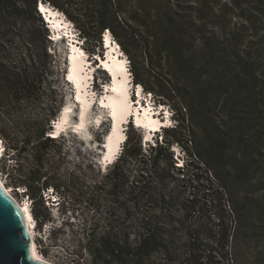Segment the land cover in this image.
Here are the masks:
<instances>
[{
	"label": "trees",
	"instance_id": "1",
	"mask_svg": "<svg viewBox=\"0 0 264 264\" xmlns=\"http://www.w3.org/2000/svg\"><path fill=\"white\" fill-rule=\"evenodd\" d=\"M229 1L236 9L248 0ZM39 2L65 13L84 35L96 34L101 39L109 30L116 38L130 35L145 44L151 71L160 66L153 63L151 51L157 60L160 58L158 64L166 60L170 65L169 78L176 79L180 69H184L185 84L167 80L169 85L173 84L170 85L171 93L184 103L183 109L194 116V111L202 108L197 105H205V146L196 142L191 147L195 150L193 153L188 147L191 159L186 163L185 171L175 166L172 148L175 143L181 144L185 137L187 145L193 144L191 134L195 132L191 127L180 126L179 130L176 126L171 131L166 129L174 133V139H168L162 145L150 144V153L144 152L141 141L130 143L109 179L113 190L126 187L129 202L134 205L145 203L150 207L157 198L165 196L163 192L170 186L171 174L178 170L194 195L206 182L212 197L211 208L218 200L223 201L217 214L208 215L212 221L216 214L219 223H205V203L197 204V196H194L188 213V220L193 223L186 239L167 240L158 228L159 223L153 224L149 217H143L141 222L147 223L146 231L136 241L129 237H104L97 243L89 240L86 248L92 260L101 264H176L177 257L186 260L187 264H200L203 260L205 264H241L243 260L245 264H257L254 253L264 243V195L256 203L250 201L248 188H257L258 192L264 193V79L258 76L255 64L242 60L245 52L239 51L241 60L238 64L243 71L239 73L229 57L221 55L217 46L211 47L206 50L212 53L205 56L208 59L205 68L210 71L204 86L195 65L185 61L183 42L186 34L175 31L170 20L167 28H162L159 23L150 25L155 18L154 0H0V107L4 110L11 105H36L53 92L48 86L52 57L48 52L47 35L42 34L44 24H39L43 23ZM257 4L264 16V0H258ZM231 36L232 46L240 50L244 45L241 32ZM20 49H24L26 55L14 57L12 52ZM171 60L174 61L172 65ZM133 65L137 84L144 83L135 61ZM4 110L0 111V124L4 126L0 127L1 136L6 135L12 118L11 113ZM46 111L44 117L33 115L29 128L10 139V144L15 145L6 148L4 157L8 152V159L13 160L16 154L21 157L22 152L34 147L37 164H43L39 154L43 152L44 156L46 149L59 140L49 135L54 117L48 107ZM182 134L185 136L179 137ZM230 143L236 151L228 156ZM10 149L16 153L10 155ZM164 161H169L168 168L163 166ZM34 180L32 176L28 178V182H36ZM45 181L41 185V199L50 203L51 199H46L45 193L51 189ZM41 182L42 179L37 181L39 185ZM27 188L31 190L32 186L27 185ZM216 195L218 199L214 198ZM226 199L227 204H224ZM226 215L235 217L234 226L227 222ZM158 253L165 258L153 260Z\"/></svg>",
	"mask_w": 264,
	"mask_h": 264
},
{
	"label": "rangeland",
	"instance_id": "2",
	"mask_svg": "<svg viewBox=\"0 0 264 264\" xmlns=\"http://www.w3.org/2000/svg\"><path fill=\"white\" fill-rule=\"evenodd\" d=\"M257 2L258 0H248L242 4L241 8L235 9L229 0H154L155 18L150 25L159 23L162 28H167L168 20H170V26L172 25L175 31L186 34L183 42L185 61L195 65L197 73L202 75L204 86L210 71L205 68L208 60L205 56L212 53L211 50L208 52L206 50L211 47L214 49L215 46H217V51L222 52L221 55L230 58L239 73H243L241 65L238 64L242 59L254 63L258 76L264 79V16L260 14ZM60 12L69 21L75 37L77 40L80 39V48L90 61V65L85 66V72L92 71L94 75L88 89L91 95L95 96V102L87 112V123L78 127L81 104L78 102L74 84L68 81L71 40L53 35L51 31L57 33V30L51 28L50 31L43 17L41 18L43 23L39 24H44L42 34L47 35L49 40L48 52L52 57L53 69L48 86L53 92L49 97L46 95L36 105L32 103L11 105L5 110L0 107V111H9L12 115L11 125L6 128V135H0L2 150L15 145L10 144V139H13L16 133H23L29 128L30 123L33 122V115L44 117L48 107L54 117L50 126L51 132H54L53 125L58 122L64 109L71 107L65 132L57 142L46 149L44 156L43 152L39 154L43 164H37L34 147H30L31 149L29 148L27 152H22L21 157L16 154L13 160L8 159V152L6 157L0 159V177L4 184L21 204H28L30 207L35 223L34 228H36L35 242L38 253L53 264H101L92 260L86 248L87 242L91 240L97 243L104 237L110 239L129 237L131 241H136L146 231L147 223L141 222L143 217H149L154 222L153 224L159 223L158 228L167 240L186 239V233L193 223L188 220V215H190L188 213L193 206L191 203L194 196H197V204L202 206L205 203V223H219L215 215L222 208L223 201L218 200L213 204L215 207L211 208L209 202L212 197L206 182L201 184L194 195L193 189L188 187L190 184L185 183L186 179L179 175L178 170L172 172L173 178L169 180L170 186L163 192L165 196L157 198V202L150 207L145 203L134 205L129 202L126 187L119 186L115 190L112 189L109 175L119 159L125 156L130 143L133 145L141 141L144 152L150 153V144L156 146L160 143L162 145L168 139H174L172 138L174 133L167 132L166 129L170 128L169 131H171L176 126L179 130L180 126L191 127V130L195 132L191 134L194 139L193 144L189 142L187 145L185 137L181 144L175 143L172 148L176 161L175 166L185 171L186 163L191 159L188 147L193 153L195 150L191 147H194L196 142L202 147L205 146V105L202 106L201 103L197 105V103L196 105L202 108L195 110L192 116L189 110L183 109L184 103L171 93L173 84L171 83L170 86L167 83L169 79L171 82L178 81L185 84V75L182 72L184 69H180L181 73L178 69L179 74L176 79L169 78L167 74L171 69L170 65L162 56L161 59L163 58L164 61H159L158 64L157 61L160 58L157 60L154 51H151L153 63L160 65L159 68L151 71L145 54V44L139 43L130 35L116 38L111 32L113 46L118 48L121 59L125 60L127 69L130 70L128 72L130 82L135 84L134 87L137 89L141 85L144 91L143 97H140L141 102L134 99L139 96L137 92V94H132L133 103H131L139 105L140 110L141 105L143 110L150 105L149 108L152 110L150 114L153 117L156 114L159 119L165 118L161 120L162 125H168V127L163 128L161 136L155 137L151 134L152 138L147 140L146 136L150 134L148 131L137 129L132 123L129 125L127 123L125 126L123 124L126 141L121 143L115 160L106 164L104 162L105 149L113 131V119L110 118L112 116L110 111L102 107L101 102L110 93L109 89L112 84L111 75L99 67L103 61H106L107 50L103 43L105 34L101 36V39L96 34L84 35L74 21L62 11ZM236 32H241L244 38V45L240 50L232 46L229 41L232 33ZM53 39L56 41L53 42ZM239 51L245 52L240 60ZM12 53L14 57L26 55L24 49L14 50ZM133 61L137 63L144 83L137 84ZM173 62L171 60L170 64L172 65ZM153 107L157 110L154 111ZM160 110L164 111L160 112ZM163 112L165 115L162 114ZM168 114L170 122L167 121ZM0 127L4 126L0 124ZM77 127L79 135L76 134ZM184 136L185 134H182L179 137ZM187 136L190 137L189 133ZM227 147L229 148L228 156L234 155L236 151L234 144L230 143ZM8 151L10 155L16 153L13 149ZM166 164H169V161L163 163V166L168 168ZM132 169H134L133 165ZM30 176L36 182H28ZM39 179H42L40 185L37 183ZM44 181L49 185L50 191H55L50 203H45L41 199L43 193L41 185ZM27 185H31L32 189L28 190ZM248 193L250 201H255V203L264 195L258 192L257 188H248ZM214 198L218 199L219 196L216 195ZM224 204H227V199ZM213 213L216 214L211 221L208 215ZM226 217L227 222L234 226L235 217L229 215ZM263 245L264 243L254 253L257 264H264ZM163 258L165 257L158 253L153 260L160 261ZM175 259L176 264H187L183 258L176 257ZM200 264H205V260ZM241 264H245V260Z\"/></svg>",
	"mask_w": 264,
	"mask_h": 264
},
{
	"label": "bare ground",
	"instance_id": "3",
	"mask_svg": "<svg viewBox=\"0 0 264 264\" xmlns=\"http://www.w3.org/2000/svg\"><path fill=\"white\" fill-rule=\"evenodd\" d=\"M39 11L44 14L47 21L50 23L51 28L54 30H57V33L54 32L57 36H62L63 33L69 38V41L71 40V46L70 49V70L68 75V81H70L72 84H74V87L77 90V99L78 102L81 104L80 109V121L78 124V127H82L87 123V112L88 110L93 106L95 100L94 95L90 93L89 91V85L90 80L94 77L92 71L85 72V66L90 65V61L88 60L86 54L83 52L81 48H78V41L77 38L74 35V31L72 30V27L70 26L69 21L66 19V17L57 9H54V7L50 5H46L44 3H40L39 5ZM59 33V34H58ZM61 37V39H62ZM112 36L111 32H107L104 36V44L106 46V61H103V65L107 68L109 73L112 76V84L109 89V94L101 101L102 107H106L110 114L112 115L113 119V131L110 137L108 138L107 146L105 149V157L104 162L106 164L112 163L116 155L118 154L120 150V146L122 142H125L126 140V134L123 131V124L128 123L129 118L132 114L136 116V122L138 126L145 127L146 131H148L150 134H147L146 138L147 140H150L152 138L153 131L159 130L161 127V122L158 119H155L153 115L150 114V111L152 112L150 105L146 107L144 110L138 107H134L131 101V84H130V74L128 73L127 64L125 60L121 59L120 51L118 48L113 46L112 42ZM74 41H77L75 45ZM91 67V66H90ZM90 67H88V70H90ZM142 86L138 87V94L139 98L138 101L141 102V96H142ZM90 93V95H89ZM100 101V100H99ZM100 102V103H101ZM132 102V103H131ZM143 108V106H140ZM71 110V107H66L62 113V116L59 118L58 122L55 123V131L53 133V136H59L62 135L63 132H65L67 125H68V119H69V112ZM142 111V112H141ZM100 120V119H99ZM167 121L170 122V116L168 114ZM126 122V123H125ZM76 128V134H78L77 130L79 128ZM79 135V134H78ZM3 156V150L0 148V159ZM0 182L3 185L4 189L8 193V195L18 204L20 209L23 212L27 231L31 237V248H32V257L35 260L43 261L48 264H53L45 258H43L37 250V244L35 242V223L33 221V216L30 211V207L28 204H21L15 196L11 193L10 189L6 187L4 184L2 178L0 177Z\"/></svg>",
	"mask_w": 264,
	"mask_h": 264
},
{
	"label": "water",
	"instance_id": "4",
	"mask_svg": "<svg viewBox=\"0 0 264 264\" xmlns=\"http://www.w3.org/2000/svg\"><path fill=\"white\" fill-rule=\"evenodd\" d=\"M55 127L53 125L54 130ZM0 264H48L33 259L31 237L27 231L23 212L18 204L8 195L1 182Z\"/></svg>",
	"mask_w": 264,
	"mask_h": 264
}]
</instances>
